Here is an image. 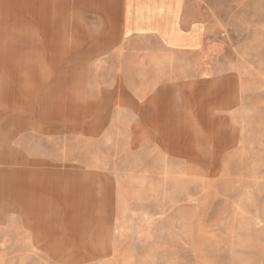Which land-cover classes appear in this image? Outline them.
I'll return each mask as SVG.
<instances>
[{"label": "crops", "instance_id": "0c3cea01", "mask_svg": "<svg viewBox=\"0 0 264 264\" xmlns=\"http://www.w3.org/2000/svg\"><path fill=\"white\" fill-rule=\"evenodd\" d=\"M209 9L208 0H0V18L14 12L18 28H72L73 36H43L41 54L54 46L84 70L69 106L77 133L15 132L12 167L0 169L2 220L6 203L15 222L22 206L31 220L45 217L37 200L100 205L108 190L119 204L129 188L197 174L199 165L213 172L218 158L246 146L260 131L264 91L251 94L242 70L221 64Z\"/></svg>", "mask_w": 264, "mask_h": 264}, {"label": "rangeland", "instance_id": "374dc122", "mask_svg": "<svg viewBox=\"0 0 264 264\" xmlns=\"http://www.w3.org/2000/svg\"><path fill=\"white\" fill-rule=\"evenodd\" d=\"M208 5L221 64L239 67L251 94L264 91V0H208ZM4 14L0 68L17 76L13 80L12 74L0 72V169H9L20 129L51 133L61 126L77 133V109L69 106L77 104L78 88L84 89V70L77 61H64L54 46L41 54L45 37L58 36L53 31L73 36L72 28H18L15 13ZM13 47L15 54L1 57L2 49ZM35 56L44 58H36L31 72L27 58ZM38 67L41 73L35 75ZM257 112L260 131L228 162L218 158L208 167L213 172L199 165L197 174H169L176 178L151 181L148 190L127 189L119 204H111L108 190L100 205L52 204L47 216L53 224L44 223L40 232L23 206L21 220H10L13 204L6 203L0 264H264V100Z\"/></svg>", "mask_w": 264, "mask_h": 264}, {"label": "bare ground", "instance_id": "6f19581e", "mask_svg": "<svg viewBox=\"0 0 264 264\" xmlns=\"http://www.w3.org/2000/svg\"><path fill=\"white\" fill-rule=\"evenodd\" d=\"M6 44H11V43H6ZM5 47V46H4ZM15 49L16 48H12V49H9V50H5V48H4V50L2 49L1 51V57H3L4 55H6V53H13V54H15ZM53 51V50H52ZM31 52V51H30ZM29 54V53H28ZM4 59V58H3ZM14 60H15V58H14ZM27 60H28V62L30 63V65H32V71L31 72H33L36 68H37V66H38V63H39V61H38V59H36L35 57H28L27 58ZM43 60V59H42ZM47 59H45V61H46ZM16 61V60H15ZM48 61V60H47ZM3 72V74H12V79L13 80H15L16 78H17V76L14 74L15 72L13 71V70H11V71H8L7 69H5L4 67H3V69L2 68H0V72ZM41 73V68H39L38 67V69L35 71V75L36 74H40ZM9 78V77H8ZM3 79V78H2ZM6 80V79H5ZM6 83V82H5ZM8 84V83H7ZM8 85H10V84H8ZM11 86V85H10ZM5 110H6V108H5ZM13 119V118H12ZM13 121H15L16 122V118L15 119H13ZM2 122H4V121H2ZM1 122V123H2ZM3 124V123H2ZM1 124V125H2ZM7 126V125H6ZM7 128V127H6ZM7 137V136H6ZM39 190H41L40 188H39ZM42 191V190H41ZM41 196V195H40ZM37 202H38V208H39V212H42V213H44V212H46L45 210H47V212H46V216L45 217H43L42 219H39V220H37V221H34V223L32 224L35 228H37V229H39V232H40V229L44 226V223L45 224H48L49 226H51V224H53V219L51 220V218L49 217V216H47L48 215V213L50 214V213H53V210H52V207L50 208V206L51 205H49V204H46L44 201H41V200H37ZM43 209V210H42ZM45 209V210H44ZM39 218H41V217H39ZM55 221V220H54ZM47 222V223H46ZM48 228V227H47ZM49 228H51V227H49ZM54 228V227H53ZM42 230H45V228H43ZM48 230V229H47ZM54 230V229H53ZM51 231V230H50ZM37 232V231H36ZM39 234V233H38ZM49 235V234H48Z\"/></svg>", "mask_w": 264, "mask_h": 264}]
</instances>
